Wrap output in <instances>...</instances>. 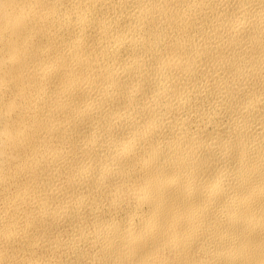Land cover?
<instances>
[{
	"label": "bare ground",
	"instance_id": "obj_1",
	"mask_svg": "<svg viewBox=\"0 0 264 264\" xmlns=\"http://www.w3.org/2000/svg\"><path fill=\"white\" fill-rule=\"evenodd\" d=\"M0 264H264V0H0Z\"/></svg>",
	"mask_w": 264,
	"mask_h": 264
}]
</instances>
